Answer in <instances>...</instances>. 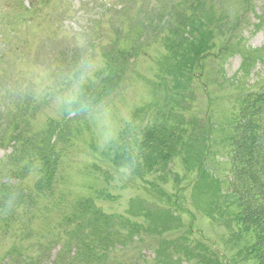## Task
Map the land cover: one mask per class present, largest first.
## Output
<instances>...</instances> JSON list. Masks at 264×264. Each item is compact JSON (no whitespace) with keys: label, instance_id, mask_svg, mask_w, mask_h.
Returning <instances> with one entry per match:
<instances>
[{"label":"rangeland","instance_id":"rangeland-1","mask_svg":"<svg viewBox=\"0 0 264 264\" xmlns=\"http://www.w3.org/2000/svg\"><path fill=\"white\" fill-rule=\"evenodd\" d=\"M112 42L134 47L111 68L122 76L91 86ZM41 69L88 110L38 99ZM262 87L264 0H0V264H254L218 119ZM154 124L179 126L171 158L118 176L123 159L99 146L105 128L127 149ZM63 216L79 231L60 229Z\"/></svg>","mask_w":264,"mask_h":264},{"label":"trees","instance_id":"trees-1","mask_svg":"<svg viewBox=\"0 0 264 264\" xmlns=\"http://www.w3.org/2000/svg\"><path fill=\"white\" fill-rule=\"evenodd\" d=\"M157 17H159L160 24L157 32L165 33L166 30L161 26L163 16L160 11ZM150 25L152 23H149L145 28ZM152 28H155V25ZM132 47L133 45L130 46L127 42L109 44L105 49L108 54L107 65L95 74L91 86H94V81L100 85L103 84L107 89L117 84L119 75L122 76V71L111 68L117 67V61H126L129 56L128 52L130 54V50L134 49ZM173 73L175 76L174 70ZM176 100L178 99L176 98ZM19 103L20 101L17 102V104ZM233 107L234 109L228 115L221 116V120L218 119L222 125H225L223 129L228 131L222 139L223 142L228 143L229 180L227 185L230 186L231 189L228 190L232 193L235 201V212L233 213L236 226L245 236L242 242L244 255L247 259L253 260L254 264H264V88L246 92ZM172 108L174 111L175 108ZM176 113H180V111ZM176 116L178 118V115ZM179 124L181 123L179 122ZM178 132H180L179 126L175 124L173 127L154 124L141 130L140 137L138 136V139L132 141L139 152L136 161L145 156L159 154L154 162L148 159L145 169L149 171V168L155 165L157 160L164 167L166 161L171 158L170 153L175 150V144L181 142ZM127 152H129V147L126 149L120 145L113 157L116 160L125 159L128 156ZM88 204L91 206L87 207L91 208L92 203ZM80 206L77 207L80 208ZM86 209L80 210L78 214L83 216V212L88 211ZM72 214H77L76 208ZM69 218L63 216L59 219L58 227L67 231L74 224L78 223L77 225H79L78 220H75L73 224L72 219L69 221ZM81 222L84 226V221ZM72 228L79 231L76 226Z\"/></svg>","mask_w":264,"mask_h":264},{"label":"clouds","instance_id":"clouds-1","mask_svg":"<svg viewBox=\"0 0 264 264\" xmlns=\"http://www.w3.org/2000/svg\"><path fill=\"white\" fill-rule=\"evenodd\" d=\"M76 72L75 76L80 79H87L89 71L93 67V62L90 56L82 58L78 63L75 64ZM51 69H41L35 78V83L37 87L35 92L37 98H52L54 106L60 111L70 112H80L87 111L88 106L81 103L80 97L81 92L79 89L70 96H65L62 94L61 84L62 79H58L57 76L51 75ZM122 144L119 129L117 127L108 126L103 131L99 146L107 153H114L118 146ZM136 149L135 145L129 142V154L118 163L115 167V171L118 176L127 178L135 167L136 164Z\"/></svg>","mask_w":264,"mask_h":264}]
</instances>
